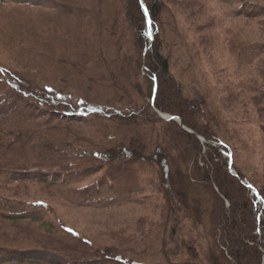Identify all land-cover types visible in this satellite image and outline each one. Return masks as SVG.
I'll return each mask as SVG.
<instances>
[{
    "label": "trees",
    "instance_id": "trees-1",
    "mask_svg": "<svg viewBox=\"0 0 264 264\" xmlns=\"http://www.w3.org/2000/svg\"><path fill=\"white\" fill-rule=\"evenodd\" d=\"M45 1L54 12L45 17L46 21H53L51 32L70 43L66 63L81 86H101L103 93L113 98L102 104L82 98V107L67 95L53 88H39L26 75H13L0 66V79L6 81V91L0 90V156L23 145L40 153L53 151L47 141L51 134L82 131L95 122L103 124L96 128L98 162L81 171L75 164L60 168V162L54 161L47 168L4 164L0 174L8 182H30L37 176L55 182L60 177H81L85 171L104 169L99 181L112 186L130 183L128 180L136 183L147 175L159 193V219L141 229L139 239L119 237L139 245L145 260H139L129 249L118 248L79 255L76 247L87 249L91 242L62 224L60 230L51 225L43 228L39 236H6L1 228L5 222L15 225L37 219L33 212L4 204L0 206V260L19 255L12 264H24L27 255L36 251L53 254L59 258L58 264H263V176L257 168L250 176L242 170L239 151L248 147L241 132L234 129L220 135L213 114L204 103L187 96L171 71L175 52H192L190 59L194 58V46L188 44L178 19L180 8L187 10L185 21L198 32L210 25V21L200 24L208 14L206 8H197L199 0ZM260 15L264 12L259 7L243 5L236 10V16L247 23ZM229 34L227 42L231 55L238 57L237 67L249 66L253 56L248 52L255 46L242 41L239 34ZM204 38L203 34L197 40ZM195 50L199 52L197 47ZM184 64L190 65L188 61ZM42 79L45 81V76ZM157 113L178 118L182 126L160 119ZM53 116L60 121L51 123ZM11 120H16L15 125L7 127ZM78 120L84 122V128L75 125ZM52 167L57 169L53 175ZM86 190H73V196L82 199ZM184 229H191L196 237ZM60 234L65 238H59ZM198 237L208 243L204 260L197 248ZM66 241L72 245L67 246Z\"/></svg>",
    "mask_w": 264,
    "mask_h": 264
},
{
    "label": "rangeland",
    "instance_id": "rangeland-1",
    "mask_svg": "<svg viewBox=\"0 0 264 264\" xmlns=\"http://www.w3.org/2000/svg\"><path fill=\"white\" fill-rule=\"evenodd\" d=\"M186 1L190 2L181 0L182 3ZM199 1L197 8L203 6L208 11L200 24L210 21V25L204 31H196L193 24L185 21L188 17L187 10L180 8L178 19L187 33L188 44L194 46V58L190 59L192 52L186 54L183 51L186 55L175 52L171 71L184 86L187 96L204 103L213 114L218 121L217 130L220 135L227 130L241 132L248 147L246 150L240 148L239 151L242 170L250 176L253 169L257 168L264 180V15L249 23L236 16V10L243 5L259 7L264 12V0ZM52 10L53 7L45 0H0V66L13 75H26L39 88H53L82 107V98L98 104L107 103L113 95L106 96L101 86L86 89L81 86L77 74L71 70L68 64L70 43L62 40L59 33L51 32L53 21L47 22L48 18H45L54 14ZM229 32L239 34L242 41L255 46L248 52L253 56L249 66L237 67L238 57L231 55L227 42L231 37ZM203 34L206 38L198 41V36ZM184 61H188L190 65L187 66ZM42 76H45V81ZM0 80L3 81L0 82V90L6 91V81ZM256 98L260 100L259 104H256ZM58 120L60 118L57 116L50 118L51 123ZM78 121L75 125L84 128V122ZM14 123L16 120H11L7 127L14 126ZM102 126L103 124L91 122L82 131L51 134L47 141L53 151L40 153L29 145L17 146L7 156H0V165L47 168L54 161L60 162V168L75 164V168L81 171L87 165L98 162L95 158L98 154L96 145L99 136L96 128ZM90 137L95 138L96 142L90 140ZM213 145L219 147L217 143ZM51 170L53 175L57 169L52 167ZM104 172V169L92 173L88 170L84 172L85 176L60 177L55 182L48 181L45 176L30 178V182L17 179L8 182L0 174V206L5 204L11 208H22L33 212L37 219V222L25 220L15 225L5 222L1 228L8 237L26 238V234L42 235L43 228L50 225L58 230L59 224H62L91 242L87 249L76 247L74 251L79 255L109 252L118 248L129 249V252L137 254L139 260H145L147 257L139 245L137 247L119 237L139 239L141 229L146 230L149 223L158 221L161 204L156 184L144 175L136 183L128 180L130 183L112 186L110 182L99 181ZM85 188L87 190L83 192L82 199L75 197L77 194L73 196V190ZM183 232L196 237L191 229H184ZM64 236L58 235L63 239ZM198 240L197 248L204 260L208 243L201 237ZM65 244L72 245L69 241ZM20 257L4 256L0 264H12ZM58 263L59 258L53 254L34 251L27 255V263L24 264Z\"/></svg>",
    "mask_w": 264,
    "mask_h": 264
},
{
    "label": "water",
    "instance_id": "water-1",
    "mask_svg": "<svg viewBox=\"0 0 264 264\" xmlns=\"http://www.w3.org/2000/svg\"><path fill=\"white\" fill-rule=\"evenodd\" d=\"M148 25L150 26V23H149V20H148ZM158 114V116L161 118V119H163V120H166V121H169V120H174L175 122H178V124L180 125V126H182V123H181V121L179 120V119H177V118H172V117H170V116H166V115H163V114H160V113H157ZM183 128V130H185L186 132H188V133H191V131H189V130H187V129H185L184 127H182ZM202 142H204V140L202 139V138H199ZM229 164H230V166H231V159L229 160ZM232 173H233V171H231ZM234 174V173H233ZM235 175V174H234ZM264 264V263H263Z\"/></svg>",
    "mask_w": 264,
    "mask_h": 264
},
{
    "label": "snow or ice",
    "instance_id": "snow-or-ice-1",
    "mask_svg": "<svg viewBox=\"0 0 264 264\" xmlns=\"http://www.w3.org/2000/svg\"><path fill=\"white\" fill-rule=\"evenodd\" d=\"M150 23V22H149Z\"/></svg>",
    "mask_w": 264,
    "mask_h": 264
}]
</instances>
